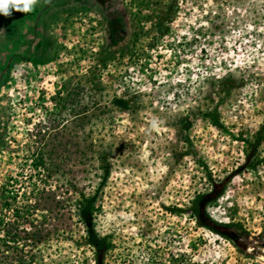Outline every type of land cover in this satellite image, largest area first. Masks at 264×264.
<instances>
[{
  "label": "rangeland",
  "instance_id": "1",
  "mask_svg": "<svg viewBox=\"0 0 264 264\" xmlns=\"http://www.w3.org/2000/svg\"><path fill=\"white\" fill-rule=\"evenodd\" d=\"M0 135L29 214L0 261L98 264L76 207L95 194L103 264H264V0L0 15Z\"/></svg>",
  "mask_w": 264,
  "mask_h": 264
},
{
  "label": "trees",
  "instance_id": "2",
  "mask_svg": "<svg viewBox=\"0 0 264 264\" xmlns=\"http://www.w3.org/2000/svg\"><path fill=\"white\" fill-rule=\"evenodd\" d=\"M5 143V138L0 135V151L1 147H3ZM106 156L101 155V159L103 160ZM32 161L35 162V166L40 168H46L45 166L47 164L51 165L52 159L47 158L44 156V154H41V156L37 157L35 153L32 154ZM104 161V160H103ZM103 180L105 181L110 173V163H105L103 166ZM21 178V177H20ZM20 180L18 178H12L11 180L3 183L0 185V209L10 208L12 211L11 218L4 217L0 213V232L3 233V236L0 237V253L2 250V246L6 245L7 247H12V245H16L17 240L20 238V235L18 232H28V229L24 227L27 223L28 213L24 210H20L19 206H16V200L18 197V194L15 192V187L13 186L14 183H18ZM96 195H82V199L80 198L76 204V207L78 209L77 215L79 216V219L83 223L87 225V229L89 234V240L91 243H93L95 246L98 247V249L103 247V244L106 243V237L99 238V240L96 239V234L93 233L94 231V202H95ZM99 249V258H98V264H103L104 259L101 256L102 253ZM2 257V256H1ZM24 258L22 256L18 257V262L21 264H29L28 262L23 263ZM2 263L4 264H11V262H7L6 258H1ZM0 261V264H1Z\"/></svg>",
  "mask_w": 264,
  "mask_h": 264
},
{
  "label": "clouds",
  "instance_id": "3",
  "mask_svg": "<svg viewBox=\"0 0 264 264\" xmlns=\"http://www.w3.org/2000/svg\"><path fill=\"white\" fill-rule=\"evenodd\" d=\"M37 0H0V15L10 16L12 11L30 12Z\"/></svg>",
  "mask_w": 264,
  "mask_h": 264
},
{
  "label": "flooded vegetation",
  "instance_id": "4",
  "mask_svg": "<svg viewBox=\"0 0 264 264\" xmlns=\"http://www.w3.org/2000/svg\"><path fill=\"white\" fill-rule=\"evenodd\" d=\"M262 251L264 252V249Z\"/></svg>",
  "mask_w": 264,
  "mask_h": 264
}]
</instances>
